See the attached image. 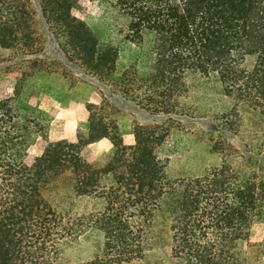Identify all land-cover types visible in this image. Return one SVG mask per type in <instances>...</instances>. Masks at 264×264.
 <instances>
[{
	"label": "trees",
	"instance_id": "16d2710c",
	"mask_svg": "<svg viewBox=\"0 0 264 264\" xmlns=\"http://www.w3.org/2000/svg\"><path fill=\"white\" fill-rule=\"evenodd\" d=\"M84 1L105 4L123 19L112 24L119 41L152 38L150 73L139 75L131 66L114 77L116 40L95 32L89 10L81 11ZM41 22L66 60L63 73L78 72L75 67L84 73L81 67L105 88L98 104H86L87 130L74 142H48L31 162L38 120L0 94V264L142 260L145 230L165 206L177 264H264V240H250L264 208V156L253 137L233 143L245 113L261 114L264 105V0H0V47L20 49L30 71L57 59L46 55ZM24 75L20 70V82ZM114 93L164 121L135 123L133 141L125 144L112 118ZM212 96L221 103L209 114V152L222 162L184 185L168 176L159 155L169 120L194 118L196 101ZM101 139L114 151L89 157L87 147ZM64 173L71 198L92 200L89 213L70 218L54 208L47 193ZM89 228L100 232L102 243L82 256L88 243L79 236ZM75 248L81 257L72 260Z\"/></svg>",
	"mask_w": 264,
	"mask_h": 264
},
{
	"label": "rangeland",
	"instance_id": "374dc122",
	"mask_svg": "<svg viewBox=\"0 0 264 264\" xmlns=\"http://www.w3.org/2000/svg\"><path fill=\"white\" fill-rule=\"evenodd\" d=\"M81 7V11L85 13L89 10L87 21L94 26L98 35L105 34L104 36L116 40L114 44L118 48V60L114 77L119 76L123 70L131 66H134L139 75L151 72L152 38L147 37L142 43L119 41L114 35L112 24L115 21L122 22L123 19L116 18L117 15L111 8L97 1H84ZM32 8L35 9L34 5ZM102 27L105 28L103 31ZM48 28L49 26L42 22L39 25L44 38V47L46 46L47 49L46 55L57 59L52 61L47 58L44 65L45 70L30 71L27 67L30 66V59L20 55V49L0 47V94L12 99L17 112L32 113L40 126L39 133L27 153L29 162L43 153L48 142L58 139L75 141L79 130H87L86 104H98L102 97L100 91L105 88L104 85L98 84V81L89 77L81 67L80 70L84 73H80L78 67L74 68L78 72L67 75L63 73L66 70L64 66L66 60L58 50L57 44L52 42ZM20 70L26 71L25 79L22 82H20ZM215 98L212 96L210 100L196 101L200 110L194 118L174 115L169 120V135L159 155L167 162L168 176L181 179L184 185L195 175H202L222 162L219 154L209 152L211 130L209 114L221 103V100ZM109 104L112 107V118L116 121L125 144H130L133 141L132 130L135 123L160 124L165 119L163 116H153L117 93L109 98ZM261 108V114L252 113V110L245 113L242 129L234 135L238 141H233V143L243 142V140L253 137L254 142L260 145V151L264 156V105ZM113 151L114 146L110 141L101 139L90 144L86 153L91 158L102 159ZM262 168L264 170V159ZM68 177L69 173H64L63 176L56 178L51 183V190L47 194L60 215L65 213L63 215L76 218L81 213L90 212L92 200L71 198L68 191L65 192ZM169 210V207L165 206L154 213L150 226L145 230L148 246L145 256L142 260H136L130 264H177L170 258L172 216ZM253 225L255 236H261L264 231V208L260 218ZM79 240L81 243H88L82 250V256H89L96 248L95 245L102 243V235L89 228L79 236ZM80 249L75 248L70 253L69 256L72 260L81 257L78 251ZM76 252L80 255L76 256Z\"/></svg>",
	"mask_w": 264,
	"mask_h": 264
},
{
	"label": "crops",
	"instance_id": "0c3cea01",
	"mask_svg": "<svg viewBox=\"0 0 264 264\" xmlns=\"http://www.w3.org/2000/svg\"><path fill=\"white\" fill-rule=\"evenodd\" d=\"M76 141V140H75ZM71 142H74V141H71ZM95 143V142H94ZM263 213V211H262ZM250 240H253V241H263L264 240V231L263 233L261 234V236L257 237L255 236V227L254 225L252 226V231H251V234H250Z\"/></svg>",
	"mask_w": 264,
	"mask_h": 264
}]
</instances>
